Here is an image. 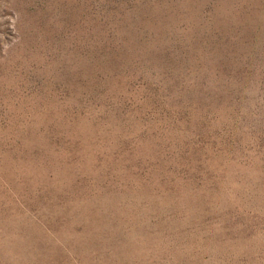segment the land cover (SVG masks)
<instances>
[{"label":"rangeland","instance_id":"374dc122","mask_svg":"<svg viewBox=\"0 0 264 264\" xmlns=\"http://www.w3.org/2000/svg\"><path fill=\"white\" fill-rule=\"evenodd\" d=\"M0 264H264V0H0Z\"/></svg>","mask_w":264,"mask_h":264}]
</instances>
